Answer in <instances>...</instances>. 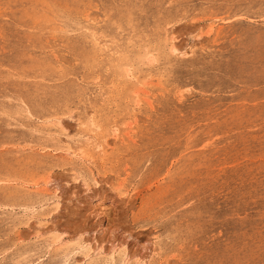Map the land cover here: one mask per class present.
Returning <instances> with one entry per match:
<instances>
[{
    "label": "rangeland",
    "instance_id": "rangeland-1",
    "mask_svg": "<svg viewBox=\"0 0 264 264\" xmlns=\"http://www.w3.org/2000/svg\"><path fill=\"white\" fill-rule=\"evenodd\" d=\"M0 264H264V0H0Z\"/></svg>",
    "mask_w": 264,
    "mask_h": 264
}]
</instances>
